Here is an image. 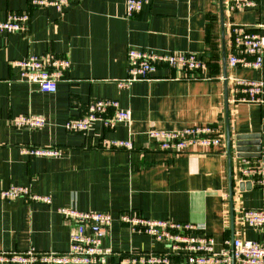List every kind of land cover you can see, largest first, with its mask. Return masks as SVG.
<instances>
[{
    "label": "crops",
    "instance_id": "0c3cea01",
    "mask_svg": "<svg viewBox=\"0 0 264 264\" xmlns=\"http://www.w3.org/2000/svg\"><path fill=\"white\" fill-rule=\"evenodd\" d=\"M25 10L31 12L27 32L0 33V191L11 184L31 186L53 202L0 195V251L65 252L76 224L58 208L72 204L112 214L105 245L114 254L104 264H125L122 258L130 252L166 249L122 222L120 215L127 210L204 224L217 252L235 237H262L260 229L243 222L242 213L264 208V183L244 173L264 165V102L235 101L229 77L264 81V64L261 69L229 64L236 51L229 24L252 28L264 42V0L233 11L223 0V16L220 0H151L130 17L125 0H71L62 12L32 8L29 0H0V20ZM130 47L193 52L207 68L186 78L165 66L149 79L121 86ZM42 53L70 60L56 92L19 79L15 60ZM100 98L130 108L131 122L110 129L97 120L87 133L65 128L68 119L87 114L89 104ZM28 113L44 115L47 124L33 129L14 125L15 118ZM195 124L219 127L223 144L171 151L147 134L152 128L182 130ZM126 139L134 141L133 150L108 143ZM242 139L244 152L238 150ZM43 145L61 148L62 155L31 156L22 150Z\"/></svg>",
    "mask_w": 264,
    "mask_h": 264
},
{
    "label": "built area",
    "instance_id": "2783aa9c",
    "mask_svg": "<svg viewBox=\"0 0 264 264\" xmlns=\"http://www.w3.org/2000/svg\"><path fill=\"white\" fill-rule=\"evenodd\" d=\"M151 0H125L127 17L140 12ZM32 8H55L62 12L71 0H29ZM230 10L251 8L258 0H225ZM30 10L10 12L0 20V33H25L29 30ZM231 42L236 51L229 57L232 66L261 69L264 64V42L261 34L245 25L229 24ZM19 69V79L37 84L40 90L56 92L58 82L70 66V60L56 54H30L26 58L15 60ZM179 70L186 78L197 76L207 68V62L193 52L163 51L130 47L128 50V73L120 82L121 86H130L136 81L149 79L161 67ZM235 101L263 103L264 81L239 76L229 77ZM103 121L107 128L114 129L121 123H130V108H122L113 98H100L89 104L87 114L70 118L65 123L69 131L87 133L93 123ZM18 128H42L47 124L44 115L28 113L13 120ZM150 140L160 148L181 151L201 146L206 150L220 146L224 135L217 126L195 124L182 130H163L152 128L147 132ZM115 148L133 150L132 139L110 140ZM23 152L31 156L59 157L62 149L56 146H26ZM246 175H254L264 183V165L255 173L245 169ZM2 198L15 200L20 197L34 202L52 204L51 195L34 192L31 186L11 184L0 191ZM58 211L76 224L71 234L70 246L65 252L39 251L31 248L26 251H0V263L7 264H104L114 254L110 246L105 245L113 216L108 211H84L75 204L60 206ZM242 219L245 224L262 231L260 239L235 237L228 240L222 252L215 250V240L206 232L201 223L179 222L171 219L144 217L132 210L120 215V220L130 225L132 230L150 235L166 245L161 252H130L122 258L125 264H264V208L244 209Z\"/></svg>",
    "mask_w": 264,
    "mask_h": 264
},
{
    "label": "water",
    "instance_id": "95a60500",
    "mask_svg": "<svg viewBox=\"0 0 264 264\" xmlns=\"http://www.w3.org/2000/svg\"><path fill=\"white\" fill-rule=\"evenodd\" d=\"M220 2H221V6H222V16H223V12H224V10H223V0H220ZM222 23H223V38H225V21H224V17L222 18ZM224 61L226 62L227 60H226V56H224ZM225 77H227V74H225ZM228 103V102H227ZM228 105H227V120H228V118H229V113H228ZM227 139H228V150H229V154L231 153L230 152V150H231V139H230V131H229V129H228V132H227ZM244 139V138H243ZM242 139V140H243ZM247 144V142H245L244 140L243 141H240L239 143H238V145L240 146V148L238 149L240 152H244L245 151V149L243 148V145H246ZM242 156H248L247 154H244V153H242ZM231 194L233 195V179H232V177H231Z\"/></svg>",
    "mask_w": 264,
    "mask_h": 264
}]
</instances>
